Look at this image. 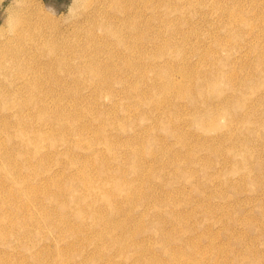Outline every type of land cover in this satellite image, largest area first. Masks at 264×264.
<instances>
[{
    "label": "rangeland",
    "instance_id": "obj_1",
    "mask_svg": "<svg viewBox=\"0 0 264 264\" xmlns=\"http://www.w3.org/2000/svg\"><path fill=\"white\" fill-rule=\"evenodd\" d=\"M113 1L0 0V40L22 30L26 42L40 40L41 70L52 49L74 72L41 71L42 102L71 114L41 121L47 157L0 182V264H149L125 247L114 227L123 218L152 231L138 246L165 263L153 229L172 227V209L184 220L178 231L194 226L187 244L170 239L178 263L264 264V0L137 1L136 45L147 56L129 73L130 46L107 34L123 22L111 17ZM79 168L97 188L88 191ZM122 183L133 188L127 206ZM158 209L164 222H148Z\"/></svg>",
    "mask_w": 264,
    "mask_h": 264
},
{
    "label": "bare ground",
    "instance_id": "obj_2",
    "mask_svg": "<svg viewBox=\"0 0 264 264\" xmlns=\"http://www.w3.org/2000/svg\"><path fill=\"white\" fill-rule=\"evenodd\" d=\"M118 1L119 0H117V1L114 0L113 2L115 5H117L116 7L118 8L117 10H119V13H117L111 17H113L114 20H120L123 22L122 23L120 22L121 24L119 23V24H116L115 26H114V24H112V25L108 24L107 25V29H108L107 34H109L108 35L109 38H112L114 41L116 40L119 42V43L115 42L118 46H122L125 44H128L130 46V48L128 49L129 50L128 55H130V54L135 55V56H133L135 60L133 59V61H132L135 63L134 64L129 63V65H128V68H130L132 70H124V72L129 73L130 71L134 72V70L137 69V67H139V65H140L139 62L142 60L137 61V58L140 57V59H142V57L147 56L145 54L147 51L143 50L142 48H140L139 46L136 45L138 43L139 37L143 36L142 34H140L138 26L140 23L139 20L142 19V17H144V15H143V13L139 14L138 11L133 12L134 5H136L137 1H140V0H131V1H128L127 3L122 2V4H120ZM12 28H13V26H12ZM14 28H15V26H14ZM13 30H11L10 33ZM15 31L17 32V30H15ZM21 32H22V30H21ZM21 32H18L16 34L15 38H13V39L10 37H7V38H4L3 40H0V182H3V181L9 182V183H11V185L19 178V176H16V175H18V174L21 175V172H20L21 167L22 168L26 167V168L32 169L34 166L38 165L41 162V157H47V155H48V152L41 153V121H45L46 119L49 118L51 120V122H58L60 119L65 118V116L71 114L68 111H64L62 108H60L59 105L50 106L45 102V100L42 102V99H45V96H44L45 94L43 95V92L41 90V79H42L41 71L44 70L43 65H42L43 69L41 70V50H40L41 49V47H40L41 43L39 42L40 40L36 41L35 39H33V40H35L33 42H31L32 40L30 42H26L29 40L25 39L26 38L25 35H23V37L25 36V38H23L22 35L19 34ZM28 32L26 31L27 34H28ZM126 33H133V35L126 37ZM12 34H13V32H12ZM1 35H3V34H0V36ZM30 35L28 34V38ZM4 37H6V35ZM31 37H32V35H31ZM31 37H30V39H31ZM14 40H17V42H18L16 44L17 46L13 45ZM107 40H109V39H107ZM19 42H20V44H19ZM115 43H113L111 41L109 42V44H111V45H113ZM97 49H98V47H97ZM48 52H49L48 55L50 57H48L49 59L45 62V64L43 63L48 70H52L53 68L56 69L57 71L65 70L62 72V74H65V75H67L69 73H74L73 71H71L72 65H70L67 62L68 56H66V54L62 53L61 50H60L61 54L59 53V51L57 53L56 50L53 51L52 49H49ZM126 54L127 53H125V55L123 57H125ZM155 55H157V57L163 56L162 54H160V55L155 54ZM154 58H156V57H154ZM95 60H97V57L95 58ZM145 60H147V58H145ZM88 63L89 62H87L86 65ZM89 66H90V64H89ZM46 70H44L43 73H45ZM100 72L101 71L98 69L92 70V73L96 76H98V74ZM45 74H48V72ZM43 76H44V74H43ZM56 82L58 83V80H56ZM184 88H187V87H182V89L179 88L178 93L181 92L182 94H186L187 90L182 91ZM45 91H46V89L44 90V92ZM186 95L189 96V94H186ZM57 99H59V97ZM142 99H144V96L142 97ZM83 127H85V125L80 126L79 130L84 129ZM59 130H60L59 128L55 129V128L51 127V131H53V132H56ZM101 141L107 143L108 141H111V138L108 135L107 136L103 135ZM99 150H101V149H99ZM57 152H59V151H57ZM56 153L53 151L50 155H52V154L55 155ZM81 161H83V160H80L79 162H81ZM34 162H36V164ZM70 164H72V162ZM18 171H19V173H18ZM85 171H86L85 169L79 168L76 174H79L81 176L82 183L84 184V186L87 189H89L88 191H91L95 187L97 188L98 185L97 184L95 185L93 180L88 178L87 175H85ZM16 172L18 174H16ZM52 184L53 185L55 184V185H57V187H60V184H58L56 182H52ZM0 185H1V183H0ZM122 185L126 188H129V189H125V192L120 195L121 198L119 197L120 201L123 202V203H121V202L120 203L124 204V206H125L126 204L128 205L129 203H131L130 197L133 194L132 193L133 188L131 187V183L130 184L122 183ZM1 186L7 187L4 184ZM174 189H173V191H174ZM27 196H28V198H26V203L24 204L23 207L24 208L27 207V209H30V206H31L30 198H31V196L29 194H27ZM152 200L154 201V199H152ZM158 200H159V198H158ZM157 201H155V202H157ZM121 204L119 206H122ZM154 204L156 205L158 203H154ZM198 204H200V203H198ZM159 205H160V203L158 204V207H160ZM194 205H196V204H194ZM167 206L169 207L170 205H167ZM162 207H163V205H162ZM168 207H167V209H164V212H166V210L168 211ZM199 207L202 208V206H199ZM204 207L206 208V206H204ZM170 208L171 207H169V209ZM173 208L176 209V207H173ZM177 208L181 209L180 207H177ZM179 209L178 210L176 209V210L179 211ZM172 210L171 211L169 210V211L172 213V215L171 214L170 215L173 216L174 218H172L171 221L168 220V222L170 221L171 223L170 222L169 223L172 224L171 228L168 227L171 230L164 226L165 223L163 224V227H160V229H158L157 226H155V228L153 229L154 233H156L157 235H159L161 237L160 239H164V242H162V240H161L160 246H161L162 250L166 252L165 254L168 255L164 259L165 263L160 262V261H162V259L160 257H158V255H156L155 253H150L149 255H146L143 252V248H145V247L138 246L139 242H137V241H140V240H137L136 237L143 238V236L148 234V232H152L149 230V228H146L145 226H143L142 228L131 229L130 226L126 224L130 221H128V219H125V218H123L124 220L122 219V221L119 220V222L115 221L114 227H116L117 225L121 226L120 229L122 230V232H120V235H121L120 238L125 237L126 240L129 239V241H127V243L125 241V243H124L125 247L127 248L128 246H132L133 248H138L140 252H143V253L139 252V256H138L139 262L149 263V264H172L175 261L177 262V260L175 258L179 257L181 246L176 245V244H172V241L170 242V239L171 238H173V239L177 238L175 240H180L183 243L187 244V242H189L191 239L190 235L187 234V232L193 230V228L190 227L191 225L193 226V224H191L190 226H185L186 229L184 231L183 230L178 231L176 229V225H178L179 227L180 226L184 227V225H183L184 220L182 219V221H179L182 218V217H180V219H179V216L182 214L174 213L175 210L173 212H172ZM114 211H115L114 209L111 210L112 213ZM116 211L113 214L110 213L111 216L112 215L115 216ZM170 212H168V213H170ZM138 214L141 216L142 215L146 216V213H144V212H142L141 214L140 213H138ZM147 216H149V215H147ZM125 217H127V216H125ZM128 217H130V216H128ZM30 218H31V221L32 220L35 221V219H33L34 217H30ZM113 219H115V218H113ZM147 220H148V222H151V221L152 222L156 221L159 223L164 222V218L162 217L161 211H159V209L157 210L155 215L152 214L151 216L147 217ZM174 221L176 223H174ZM170 224H169V226H170ZM100 232L98 233L99 236L97 234L98 238H100V237L102 238V236H105V235L106 236L108 235L109 238L114 237V235L111 234L110 232H106V231H102L101 233ZM148 239L149 238H147L146 240H148ZM144 240L145 239H143V241ZM104 241H105V239H104ZM168 251H171V253H169ZM216 251H218V250H216ZM199 255L202 256V254H199ZM204 255H206V254H204ZM209 257H211V256H209ZM34 260H35L34 264H41L40 260H36V259H34ZM202 260H204V259H202ZM215 261L216 260L214 259V262ZM184 262H185V264H187L186 261H184ZM187 262H189V261H187ZM177 264H184V263H181V262L178 263L177 262Z\"/></svg>",
    "mask_w": 264,
    "mask_h": 264
}]
</instances>
